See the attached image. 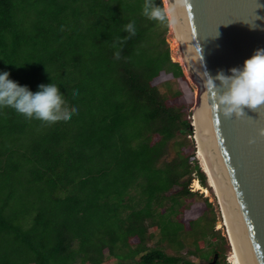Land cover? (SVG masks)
Returning a JSON list of instances; mask_svg holds the SVG:
<instances>
[{
  "label": "trees",
  "instance_id": "16d2710c",
  "mask_svg": "<svg viewBox=\"0 0 264 264\" xmlns=\"http://www.w3.org/2000/svg\"><path fill=\"white\" fill-rule=\"evenodd\" d=\"M142 6L0 0V71L33 91L55 83L77 108L54 122L0 109V264H189L164 250L184 248L185 222L171 216L198 195L188 188L193 176L210 189L191 138L192 89L170 57L168 25L144 17ZM202 201L198 223L185 225L201 238L189 253L226 264L230 245Z\"/></svg>",
  "mask_w": 264,
  "mask_h": 264
},
{
  "label": "water",
  "instance_id": "95a60500",
  "mask_svg": "<svg viewBox=\"0 0 264 264\" xmlns=\"http://www.w3.org/2000/svg\"><path fill=\"white\" fill-rule=\"evenodd\" d=\"M174 15L197 91V127L241 262L264 264V104L225 116L205 78L264 48V0H185Z\"/></svg>",
  "mask_w": 264,
  "mask_h": 264
},
{
  "label": "clouds",
  "instance_id": "9594fccd",
  "mask_svg": "<svg viewBox=\"0 0 264 264\" xmlns=\"http://www.w3.org/2000/svg\"><path fill=\"white\" fill-rule=\"evenodd\" d=\"M184 3L185 0H171L167 7H162L156 0H143L141 14L175 29L177 17L174 11ZM124 30L129 37L134 36L135 21L130 20L125 24ZM121 44V38L116 37L113 43L116 59L120 58ZM205 78L206 86L216 92L215 100L223 115L240 116L245 109H255L264 104V48H256L240 66L229 68L227 73L223 70L217 71L215 76L205 73ZM71 95H76L75 88L71 90ZM5 107L14 109L26 118L43 122L66 121L77 112L76 106H69L57 92L55 83H40L33 91L27 85L11 79L8 71H0V109Z\"/></svg>",
  "mask_w": 264,
  "mask_h": 264
},
{
  "label": "rangeland",
  "instance_id": "374dc122",
  "mask_svg": "<svg viewBox=\"0 0 264 264\" xmlns=\"http://www.w3.org/2000/svg\"><path fill=\"white\" fill-rule=\"evenodd\" d=\"M163 2V1H162ZM163 7H164V4H163ZM175 35L173 34L172 30H171V26L168 25V29H167V32H166V35H165V39L168 43V46H169V52H170V57L173 61L177 62L175 59L176 57H178L179 55V47H177V45L175 44ZM181 66V65H180ZM182 69V67H181ZM183 71V69H182ZM184 74V72H183ZM185 76V75H184ZM186 78V77H185ZM189 85L191 86V89H192V101H193V104L191 106V114L194 116L193 112V106H194V103H195V98H196V94H197V91H196V88H195V85H194V82L192 81V79L190 78V80L188 78H186ZM159 83V87L161 88H166L167 86V83H165V81L163 80H160L158 81ZM173 88L174 89H179V90H185V87L183 89V87L181 85L178 86L177 83H174L173 85ZM191 115V116H192ZM193 116L191 117V123L190 125L193 123L194 121V118ZM193 125V124H192ZM191 125V126H192ZM191 138L194 139V142H196L195 140V128L192 127V135H191ZM195 155H197V149H196V152H195ZM196 160L198 162V164L201 166V163H200V160L198 159V157L196 156ZM202 168V167H201ZM195 176H193V178L191 179L190 183H189V191H192V192H196L198 193V195H189L187 196V199H183L181 204L178 206V205H175L174 207L176 208L178 214L177 216L173 215L171 216L172 220H176V219H181L183 220L185 223H183V226L184 228L179 232H178V236L179 238H182V243H183V246L184 248L181 249V251L179 250V247L177 246L175 249H171V248H167L165 247V250L164 252L167 254H170V255H180L182 258H184V260H186L189 264H202L204 262H202V260H198L196 257H198V255L196 253H193V254H190L189 252L191 251H194L195 249V243L198 239H199V235H194L193 233L191 235L187 234L189 233V231L186 229L185 225H187V223H189V220L192 219L193 223L196 224L198 222H195L197 221L198 217L200 215V213H202V211L205 210V206L203 205V201L204 198L207 199V201L211 204V207H210V211L212 212V215L214 216L215 220H214V230H218L220 232V234L222 236H225L227 241L228 238L226 236V230L224 229V227L222 226V218H221V212H220V208H219V205H218V202L216 201V197H215V194L214 192L211 190V189H208V194H204L202 193L201 191H196L194 189V180H195ZM148 232H151L154 236L151 240V244H156L158 242V239H159V232L158 231H154L152 230L151 228H149ZM199 241L201 242V238L199 239ZM229 243V242H228ZM203 244V241L202 243ZM231 248H227L226 250L224 249L223 250V253H225L224 255V261L226 264H232L230 261L231 260V257H230V253H231ZM205 250L202 251V254L201 252L198 253L199 256L201 257H205L207 256L209 253H206L205 254ZM217 261H222V256H217ZM206 264H209L208 262H205Z\"/></svg>",
  "mask_w": 264,
  "mask_h": 264
},
{
  "label": "bare ground",
  "instance_id": "6f19581e",
  "mask_svg": "<svg viewBox=\"0 0 264 264\" xmlns=\"http://www.w3.org/2000/svg\"><path fill=\"white\" fill-rule=\"evenodd\" d=\"M162 1L164 4V7H167L169 4L168 0H162ZM171 30H172L173 34L175 35V38H174L175 44L177 45V47H179L177 36H176V31H175V29H173L172 26H171ZM179 52H180V50H179ZM175 60L181 65L186 78H188L190 80L191 73L189 71V68H188L181 52L179 53L178 57H176ZM196 110H197V107L195 108V112H196ZM195 112H194V116H193L194 121L192 124L195 128V139H196V145H197V155L196 156L200 160L202 170L208 174V176H206V179H208L209 185H208V183H207V185L214 192L215 197H216V201L218 200L217 202H218L220 212L222 215L221 218L223 220L221 224L224 227V229L226 230V236H227L228 240L231 242V246H232V250H233L230 253V257H231L230 261H232L231 262L232 264H242L238 250H237V247H236V244H235V241H234V238H233V235H232V231H231V228H230V225H229V222H228V219H227V216H226V213H225V210H224V207H223V204H222L219 192H218V188L216 186L210 165L208 163V160H207V157H206V154L204 151V147H203L202 140H201L199 130L197 127V123H196ZM193 186H194V189L196 191H201L204 194H208V189L201 186L196 179L194 180Z\"/></svg>",
  "mask_w": 264,
  "mask_h": 264
},
{
  "label": "flooded vegetation",
  "instance_id": "af4514ba",
  "mask_svg": "<svg viewBox=\"0 0 264 264\" xmlns=\"http://www.w3.org/2000/svg\"><path fill=\"white\" fill-rule=\"evenodd\" d=\"M217 259H218V258H217V256H216V257L213 259V261H215V262H216V261H217ZM211 264H212V263H211Z\"/></svg>",
  "mask_w": 264,
  "mask_h": 264
}]
</instances>
